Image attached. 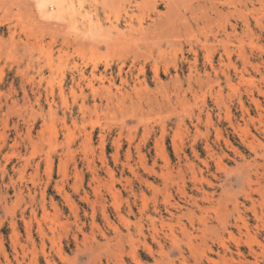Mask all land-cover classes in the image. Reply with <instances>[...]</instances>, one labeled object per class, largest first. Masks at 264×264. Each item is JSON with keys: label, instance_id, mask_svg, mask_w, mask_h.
<instances>
[{"label": "rangeland", "instance_id": "rangeland-1", "mask_svg": "<svg viewBox=\"0 0 264 264\" xmlns=\"http://www.w3.org/2000/svg\"><path fill=\"white\" fill-rule=\"evenodd\" d=\"M138 262L264 264V0H0V264Z\"/></svg>", "mask_w": 264, "mask_h": 264}, {"label": "bare ground", "instance_id": "bare-ground-1", "mask_svg": "<svg viewBox=\"0 0 264 264\" xmlns=\"http://www.w3.org/2000/svg\"><path fill=\"white\" fill-rule=\"evenodd\" d=\"M58 1V0H57ZM57 1L56 0H39V3H40V5L41 6H47V4L48 5H50V4H57ZM148 1V0H147ZM185 1V0H184ZM191 1V0H190ZM213 1V0H212ZM219 1V0H218ZM203 2V1H202ZM205 2V1H204ZM209 2V4H211L212 2H210V1H208ZM217 2V1H216ZM197 3H199V2H197ZM225 3H227V2H225ZM174 5V4H173ZM184 5V4H183ZM52 6V5H51ZM153 8H155V6L153 7ZM190 8V7H189ZM205 8V7H204ZM196 14V13H195ZM222 14V13H221ZM166 18H168V17H166ZM195 19V18H194ZM168 23H170V22H168ZM183 24V23H182ZM243 26V25H242ZM187 27V26H186ZM197 27V26H196ZM168 29V28H167ZM188 30V29H187ZM175 32V31H174ZM173 32V33H174ZM204 32V31H203ZM119 34V33H118ZM193 34V33H192ZM119 35H121V34H119ZM131 35V34H130ZM190 36V35H189ZM79 37V36H78ZM120 40H122V38L120 39ZM236 40V39H235ZM238 40V39H237ZM138 41V40H137ZM227 49V48H226ZM228 50V49H227ZM243 50V49H242ZM228 53V52H227ZM229 54V53H228ZM227 56V55H226ZM229 56V55H228ZM241 56V55H240ZM133 58H135V57H133ZM184 59V61H186V59L185 58H183ZM135 60V59H134ZM194 64V63H193ZM210 67V69L211 70H214L213 68H212V56L211 57H207L206 58V62H205V65L203 66V69L204 70H206V67H207V65ZM155 65V64H154ZM121 68V67H120ZM193 69V67L192 66H189V68H188V70H190V72H189V74H188V78L190 79L191 78V70ZM18 70V69H17ZM118 73L119 74H121L122 73V69H119L118 70ZM207 73V72H206ZM128 75V74H127ZM215 75V74H214ZM114 76V75H113ZM175 76H177V75H175ZM174 76V77H175ZM124 77V76H123ZM170 78V77H169ZM168 78V79H169ZM170 79H172V78H170ZM179 79V78H178ZM208 79H209V76H208ZM154 80H155V84L156 85H160V86H162V84H161V80H160V78H159V75H158V70L156 69V68H154ZM177 80V79H176ZM102 81V80H101ZM171 81V80H170ZM201 82V81H200ZM199 82V83H200ZM205 82V81H204ZM210 82H212V80H210ZM196 83V82H195ZM173 84H176V82L175 83H173ZM172 85V84H171ZM95 89V88H94ZM108 89V88H107ZM158 89V88H157ZM160 89V88H159ZM92 90V89H91ZM161 91V90H160ZM92 92V91H91ZM96 92V91H95ZM165 92V91H164ZM109 93V92H108ZM98 95V94H97ZM112 95V94H111ZM95 96V95H94ZM36 99H38V98H36ZM107 100H108V98H107ZM117 100V99H116ZM50 101V100H49ZM110 102H111V100H110ZM253 103H255L256 104V107L257 106H259V104H258V101H254L253 100ZM254 104V105H255ZM260 107V106H259ZM258 107V108H259ZM158 108V107H157ZM160 110V109H159ZM189 110V109H188ZM121 125H123V124H121ZM103 128H105V127H103ZM250 135V134H249ZM86 137H88V136H86ZM83 138H85V136L83 137ZM89 138V137H88ZM118 138V137H117ZM54 139V138H53ZM83 140V139H82ZM29 141V140H28ZM114 141H115V139H114ZM50 142V141H49ZM88 141H86L85 142V144L87 143ZM102 142V141H101ZM100 142V143H101ZM116 143V142H115ZM114 143V144H115ZM92 148V147H91ZM75 151V150H74ZM127 153H128V151H127ZM69 154V153H68ZM50 155V154H49ZM117 155V154H116ZM49 158V157H48ZM140 159V158H139ZM60 163V162H59ZM62 167V166H61ZM21 168H23V167H21ZM48 168V167H47ZM64 168V167H63ZM90 169V168H89ZM51 171V170H50ZM92 171V170H91ZM21 174H22V172H21ZM50 175V174H49ZM194 175V174H193ZM64 176V175H63ZM94 179V178H93ZM113 179V178H112ZM110 181V180H109ZM149 184V183H148ZM112 187V186H111ZM110 187V188H111ZM93 188V187H92ZM155 188V187H154ZM93 190V189H92ZM94 193H95V191H94ZM97 193V192H96ZM109 193V192H108ZM111 193V192H110ZM86 198V197H85ZM156 198V197H155ZM120 199V198H119ZM66 200H68V199H66ZM118 200V199H117ZM209 200V199H208ZM67 202V201H66ZM99 202V201H98ZM144 202V201H143ZM115 203V202H114ZM90 204V203H89ZM194 204V203H193ZM72 205V204H71ZM117 205V204H116ZM51 206V205H50ZM145 206V205H144ZM53 207V206H52ZM72 207V206H71ZM93 209V208H92ZM55 211V210H54ZM103 212V211H102ZM101 213V212H100ZM220 214H222V213H220ZM47 215V214H46ZM58 216V215H57ZM76 216V215H75ZM220 216V215H219ZM215 217H217V216H215ZM220 218V217H219ZM218 218V219H219ZM242 220V219H241ZM31 221V220H30ZM44 221V220H43ZM243 221V220H242ZM107 222V221H106ZM39 223V222H38ZM30 228V227H29ZM40 229V228H39ZM114 229V228H113ZM154 231V230H153ZM39 232H40V230H39ZM155 232V231H154ZM59 236V235H58ZM165 237H167V236H165ZM41 238V237H40ZM174 238V237H173ZM106 239V238H105ZM95 241V240H94ZM133 241V240H132ZM138 241V240H137ZM134 243V242H133ZM132 243V244H133ZM204 243V242H203ZM83 244V243H82ZM103 244V243H102ZM223 244V243H222ZM13 245V244H12ZM92 245V244H91ZM90 245V246H91ZM142 245H143V243H142ZM101 246V245H100ZM131 246V245H130ZM114 247H116V246H114ZM148 248V251L150 250V247H147ZM191 248V247H190ZM134 249V248H133ZM136 249V248H135ZM42 250V249H41ZM194 250V249H193ZM94 251V250H93ZM92 251V252H93ZM28 252H29V250H28ZM109 252V251H108ZM25 253V252H24ZM30 253H32L31 251H30ZM42 253V252H41ZM111 253V252H110ZM123 253V252H122ZM201 253V252H200ZM33 255L35 254V252H33L32 253ZM126 254V253H125ZM43 255H45V254H43ZM115 255V254H114ZM30 256H32L31 254H30ZM101 256V255H100ZM35 257V256H34ZM44 257H46V256H44ZM60 257V256H59ZM58 258V257H57ZM118 258V257H117ZM62 259V258H61ZM60 259V260H61ZM65 259V258H64ZM114 259V258H113ZM184 260V259H183ZM211 260V259H210ZM30 261V260H29ZM49 262V261H48ZM136 262V261H135ZM211 262V261H210ZM138 264H139V262H138ZM250 264V263H249Z\"/></svg>", "mask_w": 264, "mask_h": 264}]
</instances>
